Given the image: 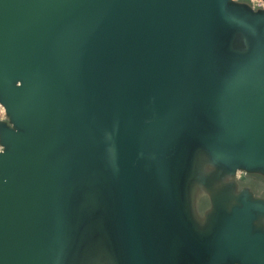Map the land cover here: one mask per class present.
<instances>
[{
	"label": "water",
	"instance_id": "water-1",
	"mask_svg": "<svg viewBox=\"0 0 264 264\" xmlns=\"http://www.w3.org/2000/svg\"><path fill=\"white\" fill-rule=\"evenodd\" d=\"M0 107V264H264L254 0H0Z\"/></svg>",
	"mask_w": 264,
	"mask_h": 264
},
{
	"label": "rangeland",
	"instance_id": "rangeland-1",
	"mask_svg": "<svg viewBox=\"0 0 264 264\" xmlns=\"http://www.w3.org/2000/svg\"><path fill=\"white\" fill-rule=\"evenodd\" d=\"M256 4L264 7V1L262 2L261 0H254ZM4 112L3 109L0 107V118H3Z\"/></svg>",
	"mask_w": 264,
	"mask_h": 264
}]
</instances>
